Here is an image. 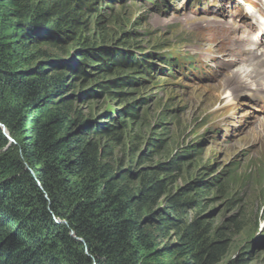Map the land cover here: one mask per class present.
I'll return each mask as SVG.
<instances>
[{
  "label": "rangeland",
  "instance_id": "374dc122",
  "mask_svg": "<svg viewBox=\"0 0 264 264\" xmlns=\"http://www.w3.org/2000/svg\"><path fill=\"white\" fill-rule=\"evenodd\" d=\"M46 1L48 0L33 1L29 12L36 11L39 4ZM64 1L69 2L67 11L77 15L79 25L71 29L65 25L58 30L41 22L29 24L27 33L34 45L31 47L34 49L33 54L38 52L40 56H34L27 69L43 66L48 70L51 81L60 74L70 73V69L77 68L81 59L88 60L86 73L82 74V78H75L73 85H69L64 94L66 99L69 97L71 100L73 120L70 127H74L75 120L80 117V123L74 127L73 133L78 135L88 131L91 136H96L98 132L93 130L102 131L99 132L102 137L94 138L99 141L101 151L108 144L109 136L104 131L107 132L110 127L116 129L115 135L120 136V139L117 140L119 143H113V156H98V162H109L120 176L119 179L135 181L130 185L133 190L140 186L143 169H153L169 163L186 149H190L188 154L198 152L199 155L193 154L189 160V156L185 160L181 159L182 170L178 172L176 181L163 192L157 210L165 207L167 197L181 190L189 192L190 185L195 184L199 176L222 178L223 191L216 193V200L203 213L214 224L213 228L224 226L226 229L223 235L228 242L226 252L216 264H230L235 260L239 264H264V139H256L260 127L264 130V112L253 104L249 91V94L239 95L236 92L233 104L226 103L229 97L225 99L224 106L221 104L215 93L224 86V71L216 73V80L211 82L200 80L207 78V72L200 74L193 70L189 72L188 67L181 68L183 72L191 74L185 80L170 70L171 64L160 61L161 58L171 60L165 53L171 54L174 47H181L180 50L186 54L188 48H191L193 53L203 52L201 55L209 60L204 64L213 65L214 62L213 67L221 70L218 64L220 58L211 59L210 51H230L229 38L232 40L234 36L238 37L239 29L236 24L241 25L239 20L229 13L225 19L235 22L229 32L227 29L224 32L217 31L222 26L221 22L218 26L211 24L214 28H206L204 31L203 25L206 22L203 21L199 27L203 29L202 33H196L188 25L193 18L187 17L188 22L183 23L182 15L176 16V7L181 10L197 7L201 9L204 1L208 0H201L199 4L196 1V6L193 5V0H183L182 7L179 6V0H168L172 8L168 7L163 13L154 9L147 0H126L123 4L110 0H105L103 4L98 0ZM209 2L217 5L224 2L225 7H235L239 13L252 8L250 0ZM60 5L61 2L57 3L56 0L48 1L39 12H46L53 7L57 13L61 10ZM154 6L158 8V5ZM208 30L215 32L216 36L211 37ZM235 33L237 35H233ZM113 52L117 55L116 61L106 64L100 53L108 56V53ZM224 63L226 61L220 62L221 65ZM235 74L236 72L231 78ZM107 82L110 84L107 89L112 92L102 86ZM112 82H118L120 86H113ZM233 84L226 85L223 90L236 91ZM263 88L264 82H258L255 92L264 94ZM262 102L264 105V100ZM0 128L6 139L0 149V156L13 154L34 174L35 171L22 153L21 141L24 135L14 136L1 124ZM62 166L60 163L61 170ZM27 173L15 174L28 179ZM55 177L60 179L56 175ZM74 179L85 185L81 190H86L88 185L92 189L96 187L90 185L95 184V181L87 183L81 181V177ZM36 181V185L43 188L42 183ZM69 188L74 194L80 191L76 186ZM22 189L21 194L12 199L14 206L19 205L16 204L18 197L19 203L28 202L33 207L44 206L43 196L30 184L26 190ZM45 197L50 198L49 195ZM112 197L108 199L111 200ZM104 198L103 193L99 200L96 198L99 206L104 204ZM50 200L48 209L52 212L53 203ZM53 218L56 222L69 224L64 218ZM172 236L171 234L169 238H173ZM164 245L165 242L159 248ZM87 253L90 255L89 251ZM123 257L127 259L125 255ZM123 260L119 258V262ZM93 261V264H107L99 263L97 258H93Z\"/></svg>",
  "mask_w": 264,
  "mask_h": 264
},
{
  "label": "trees",
  "instance_id": "16d2710c",
  "mask_svg": "<svg viewBox=\"0 0 264 264\" xmlns=\"http://www.w3.org/2000/svg\"><path fill=\"white\" fill-rule=\"evenodd\" d=\"M33 1L0 0V122L14 136L24 135L22 153L35 171L33 174L27 170L24 162L13 154L0 156V264H93V258L107 264L219 262L228 244L223 238L226 229L224 226L213 228L214 224L203 213L216 200V193L223 191L222 178L199 176L190 185L189 192L181 190L167 197L165 207L157 210L163 192L182 170L181 159L191 156L190 149L178 153L169 163L143 169L137 190L130 187L135 181L119 179L109 162H98V156H113V143H119L120 139L115 135L117 130L110 127L104 131L109 136L108 144L99 151L100 143L94 138L102 137L99 135L102 131L93 130L98 132L96 136L88 131L74 134L80 117L70 127L71 100L64 95L67 87L73 85L72 81L86 73L88 60L81 59L80 65L70 69V73L53 78L55 82L49 81L50 74L43 66L27 69L33 57L40 56L38 52L33 54L34 45L27 26L41 22L58 30L65 25L71 29L79 25L78 17L68 13L69 2L64 0H56L61 2L57 13L53 7L39 12L52 0L42 2L30 13ZM98 1L103 4L105 0ZM100 54L106 64L117 59L114 52L108 56ZM112 84L120 86L118 82ZM104 85L107 89L110 84ZM4 143L6 139L0 128V149ZM16 172H28L29 177L25 179ZM74 177H81L87 183L95 181L90 184L95 189L88 185L86 190H81L85 185ZM36 180L43 188L36 185ZM28 184L43 196V207L19 203V197L16 202L19 205L14 206L12 199L21 194L22 188L26 190ZM72 186L79 187L80 191L74 194L69 188ZM102 193L106 198L101 205L105 207L98 202ZM49 200L53 203L52 212L48 209ZM53 216L66 219L69 224L56 222ZM171 234L173 238H169ZM163 242L165 245L159 248ZM119 258L124 260L119 262ZM230 264H239V261Z\"/></svg>",
  "mask_w": 264,
  "mask_h": 264
},
{
  "label": "bare ground",
  "instance_id": "6f19581e",
  "mask_svg": "<svg viewBox=\"0 0 264 264\" xmlns=\"http://www.w3.org/2000/svg\"><path fill=\"white\" fill-rule=\"evenodd\" d=\"M196 1L199 4L201 0H193L194 6H196L195 5ZM146 2L152 4L154 9H156L160 13H163L164 10L167 11L168 7L172 8V6L168 3V0H147ZM162 2H165V3L162 4ZM250 3L252 7L256 9L255 11H259L260 7H259L258 0H250ZM119 4H123V3L120 2ZM157 4H160L161 6H158V8H155L156 6L154 5H157ZM183 4H184V1L179 0V6L182 7ZM177 8L178 7H176V10H177L176 16L182 15L183 23L188 22L187 17L193 18L192 22H188V25L191 27V29H193V32L195 31L196 33H202L203 29H200L199 27L203 21L206 22L203 25L205 27L204 31L206 30V28L211 30L212 28H214L213 25L218 26L219 22L222 23V26L220 28H217V31H221V32H224L226 29L229 32L231 30V26L235 25V22L233 20L227 21L225 18L229 16V13L231 11L235 12L236 8L235 7L231 8L228 5L225 7L224 2H220L217 5L215 3L209 2V0L204 1V5L201 7V9H199V11L203 12L202 15L198 14L199 12L197 10L198 7L196 9L191 8L189 10L185 8L181 10L180 8L178 9ZM253 8L251 9L253 10ZM259 15L262 19L263 18L262 13H259ZM239 18L241 20H244V13H239ZM231 21L233 22L232 24L230 23ZM236 26L239 29L238 37L234 36L232 40L230 39L231 37L229 38V41L231 43L230 51L224 52V53H217L215 51L214 52L210 51L211 59L220 58V61L218 62V64L220 65L221 70H218L217 68L213 67V69L209 71L208 68H210L212 65L204 64L205 62H208L209 60H207L206 57L204 58L201 55V53L203 52L193 53L192 52L193 49L191 48H188V51L186 54V53H183L182 50H180L182 49L181 47H177V48L174 47V49H172L173 51L171 52V57H170L171 60L164 61L165 63L168 62L169 64L172 65V68H170L172 72H175L177 76H180L185 80L189 79V75H191L189 74V72L193 70V71L200 72V74H202L203 72L205 73L207 72V78L214 82L216 80L215 78L216 73L224 71L225 72L224 86L221 91L215 93V95L218 96L219 101L221 102L223 106H224L223 103L227 97H229V99L226 101V103H230V104L235 103V102H232V100L234 99L236 92L238 95L241 93L249 94L248 91L252 86V82H256L255 88L258 87V82L260 83L264 82V38L260 39L258 37V32L254 29H249L239 24H236ZM209 32L211 33V37L216 36L215 32H211V31ZM233 35H237V34L235 33ZM202 36L206 39V37L203 34ZM209 38L210 37L207 38L208 41H209ZM258 43L261 44L263 48L254 50L252 47L249 46L250 44H258ZM224 55H227L229 58H226ZM142 56L148 59L150 58L148 55L142 54ZM176 60H178L177 63H176ZM223 61L224 62L226 61V63L221 65L220 62H223ZM186 67L189 68V72H183L181 70V68L186 69ZM234 72H236V74L235 76H233V78H231V75ZM234 80L236 83L233 84ZM228 84L229 85L233 84L236 91L228 92L227 89L223 90L224 87ZM262 90L264 91V88ZM225 91H227V93ZM251 97L256 100H262L264 98V94L254 92V93H251ZM253 104L255 105V102H253ZM256 139H258L259 141L260 139H264V130L261 127L259 129L258 137Z\"/></svg>",
  "mask_w": 264,
  "mask_h": 264
},
{
  "label": "water",
  "instance_id": "95a60500",
  "mask_svg": "<svg viewBox=\"0 0 264 264\" xmlns=\"http://www.w3.org/2000/svg\"><path fill=\"white\" fill-rule=\"evenodd\" d=\"M0 124L3 125V127L6 129V127H5L4 124H2L1 122H0ZM83 126H84V125H80V127H83ZM75 132H76V131H75ZM190 155H191V156H189L188 160H189L190 158H192V155H193V154L191 153Z\"/></svg>",
  "mask_w": 264,
  "mask_h": 264
},
{
  "label": "flooded vegetation",
  "instance_id": "af4514ba",
  "mask_svg": "<svg viewBox=\"0 0 264 264\" xmlns=\"http://www.w3.org/2000/svg\"><path fill=\"white\" fill-rule=\"evenodd\" d=\"M199 146V145H198ZM192 154H196V155H199L198 152H192Z\"/></svg>",
  "mask_w": 264,
  "mask_h": 264
}]
</instances>
